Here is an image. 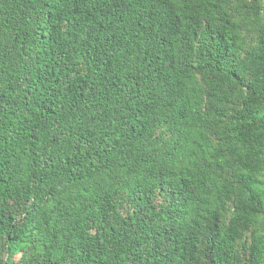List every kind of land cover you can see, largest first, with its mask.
<instances>
[{"label": "trees", "instance_id": "1", "mask_svg": "<svg viewBox=\"0 0 264 264\" xmlns=\"http://www.w3.org/2000/svg\"><path fill=\"white\" fill-rule=\"evenodd\" d=\"M0 264H264V0H0Z\"/></svg>", "mask_w": 264, "mask_h": 264}]
</instances>
